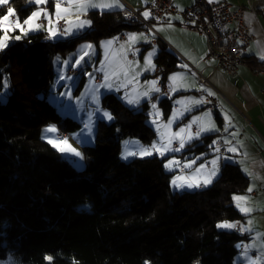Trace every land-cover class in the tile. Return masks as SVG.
I'll list each match as a JSON object with an SVG mask.
<instances>
[{"label":"trees","instance_id":"16d2710c","mask_svg":"<svg viewBox=\"0 0 264 264\" xmlns=\"http://www.w3.org/2000/svg\"><path fill=\"white\" fill-rule=\"evenodd\" d=\"M8 7L15 13L13 24H22L37 4L9 0L0 6V18ZM125 16L124 11H91L89 29L68 41L46 40L45 32L15 40L19 30L8 32V46L0 51V264H234L244 236L218 230L217 224L244 219L233 205V196L248 188L238 166L223 164L206 188L173 192L174 173L164 168L167 157L120 159L121 141L150 146L155 140L147 123L155 95L134 108L118 94L102 96V107L113 118L109 124L99 121L94 145L82 147V170L41 139L48 125L59 135L81 128L47 100L55 78L52 57L64 56L78 42L98 46L129 30H143L126 24ZM156 44L160 52L154 67L161 68L158 74L166 81L180 60L162 42ZM174 98L158 101L163 121L174 109ZM216 137L203 136L175 155H206Z\"/></svg>","mask_w":264,"mask_h":264},{"label":"crops","instance_id":"0c3cea01","mask_svg":"<svg viewBox=\"0 0 264 264\" xmlns=\"http://www.w3.org/2000/svg\"><path fill=\"white\" fill-rule=\"evenodd\" d=\"M153 1L154 0H117V6L112 8L87 7L81 10L80 5L83 0H47L44 6H42L41 17L36 21V23L39 24V20L43 18L45 19L46 25L44 28L31 31L28 34L45 32L47 39L50 41H68L73 36L78 37L82 35L89 29L90 24L79 30L73 27L72 32L74 34H62L58 31V24L60 22L64 24V28H67L69 27L67 21H72L73 24L78 21H89V12L91 11H124L127 15L133 10L137 11L145 19L143 13L146 11L149 12V5ZM193 1L194 0H172L173 5L178 10L190 6ZM205 1H225L233 7H244L246 9L244 23L249 33L254 36L256 40L247 48L244 54L245 58L248 60V65L241 67L236 76H228L221 71H213L211 68V61L207 64L203 62L206 56V40L182 28V18L179 14L170 16L167 24L155 25L154 31L157 40L162 42L166 51L173 53L180 60V68L171 72L167 76L166 81L168 84L171 83L172 89H175L174 91L170 90V97L174 95L175 99L180 97V100L185 101L183 108L178 104L174 106L175 110L191 109V111H184L181 119L189 123L192 117L199 116L203 118L204 114L207 112L204 110L205 101L204 96L201 94L203 88L194 71H201L221 94L218 100L219 105L216 114H211V122L215 125V129L203 132L199 138H195L194 134L198 130L201 122L193 124L190 129L193 138L189 140L185 146L199 141L203 136L217 134L214 141L222 142V147L224 148L223 154L219 155L215 150L216 144H213L212 149L207 152L206 155L204 153L192 157L177 156L176 158L180 162L179 165L174 164V168L171 171H167L174 173L172 179L175 178L177 174L183 178L185 177V180L182 179L177 181V185H183V187H172L171 185V188H174L175 191L183 192L209 186L218 177L221 167L225 163L238 166L242 174L248 179L247 192L238 195L244 196L246 199L239 201V204L241 207L251 209V211L247 213L241 212L237 207L238 202L233 200V205L238 212L244 216V219L235 223L237 225L236 228L224 230H237L239 235L244 236V240L237 245V255L234 258V264H253V262L264 264V259H262V255H264V73H256L253 71L255 68L264 67V0ZM48 2L51 3V9L47 8ZM94 2L111 3L112 0H94ZM57 3L60 4L62 10L66 11H61L58 14L56 9ZM45 9L49 10V13H46L48 19L52 21L51 25H49L45 18ZM149 19L150 12L146 20ZM10 23L13 24L14 21L10 20ZM50 26L57 31V35L53 38H48L47 28ZM145 34L147 35L146 32ZM18 35L23 34L19 31ZM124 41L127 43L130 42L126 36ZM152 45L158 46L156 41H153ZM159 52L160 48L158 53ZM99 53H101V49ZM99 58L100 56H98V59ZM129 58L131 59V57ZM102 66L106 67V64H101L100 67ZM95 74L98 73L95 72ZM145 75L147 74L143 71L141 77ZM172 76H177V80H170L169 78ZM209 92L210 90L206 93ZM190 93L195 95V97H188ZM147 99L148 96H141L138 100L141 103ZM200 99L203 100L201 104H192L189 102L190 100ZM216 117L219 119L220 126L216 121ZM204 122L206 123V121ZM225 129H227V131H225ZM188 135L189 131L186 130L185 133L181 134L180 138H186ZM64 137H67V134H64ZM225 141H228V143H225ZM178 146L179 143L171 147L176 148ZM229 147L235 148L236 151L228 152L227 149ZM204 156H206L205 159ZM170 157V155L167 156L164 164ZM194 157H199V159L196 160L192 168H184L183 160L186 159L188 160L187 163H190ZM217 157H219L216 165L217 174L212 177L211 183L205 185V181L213 171V166L209 162L213 159H217ZM201 164H204L205 167L201 169L200 172H197L196 169L199 168ZM188 184H193L194 186L189 188L187 187ZM197 184L200 186L196 187L195 185ZM249 188L252 189L251 192H249ZM249 221H251V223H249Z\"/></svg>","mask_w":264,"mask_h":264},{"label":"rangeland","instance_id":"374dc122","mask_svg":"<svg viewBox=\"0 0 264 264\" xmlns=\"http://www.w3.org/2000/svg\"><path fill=\"white\" fill-rule=\"evenodd\" d=\"M44 4L45 3L37 4V8L34 11H41L42 6H44ZM46 20L48 21V19ZM9 23H10V18H9ZM128 25L140 26L137 24H128ZM154 27L155 25L152 26V30H145V29L141 31L129 30L126 33H122L120 35L113 37L116 38L119 36H123L124 39H122L120 43L114 42L112 38L102 40L98 46L88 41L78 42L76 48L67 51L64 54V56L59 54V55H54L52 57L53 71L55 73V78L51 86V91L47 96V100L51 105H53L57 109L59 115L62 118L69 117L73 121L79 123L81 125V128L77 130L75 133L67 135V137L59 138L58 129L53 125H48L41 130V139L47 142L51 147L53 146L51 143H49V140L59 142L66 139L67 145H70L71 148H74L77 152H79L81 154L80 157L75 156L74 153H72L71 151L61 152L57 148L54 147L53 148L59 153V156L61 158L68 160L74 169L82 170L85 167L86 158L83 153L82 147L94 145L97 123L99 121H103L105 124H109L111 122V120L107 119V117L103 115V113L107 111L102 107V103H101L102 96L109 93L118 94L125 105L133 108L137 107L140 104V102L138 104L137 103L129 104L128 100L132 99L135 101L141 98V96L143 97L144 96L143 93L145 91L149 92L148 99H150L153 95L156 96V99L152 102V104L157 105L158 101L163 98L161 91L155 92L154 90H152L151 85L148 84L149 81H153L156 79L155 78L156 76H154L155 67L154 70H152V68H148L147 65L145 64V57L149 52H153L151 64L154 66V58L159 51L158 46L152 45V42L157 40ZM144 31L147 33V35L145 34ZM130 34L136 35L137 40L134 42L130 41L127 43L126 41H124L125 36L128 38ZM140 34H143V36H141ZM145 36H147L148 38L147 41L144 39ZM74 38L76 37L73 36L71 39ZM46 40L48 39L46 38ZM109 40L113 41L111 46L101 47L102 42H107ZM87 44L93 45L94 50H88L89 55L84 56V59L81 60V63L79 65H76L75 61L80 59L81 55H83L85 51L84 46ZM100 49H101V53H99ZM136 49H139V51L136 52L135 55H133V52ZM206 52H207V46H206ZM98 56H100L99 59ZM57 57L60 58L59 61H57ZM129 57H131V59ZM64 61H68V64L64 65ZM128 61H132V64L129 65ZM101 64H106V67H104L103 72L98 71V69L101 68L100 67ZM146 68L147 70H145ZM69 70L80 71L81 73L78 77H72L67 75V72ZM143 71L146 72L147 75L141 77V73ZM61 72L65 75L66 79L63 81H59V83H57L58 75ZM95 72L101 75L100 83H95ZM105 73L108 74L107 82L112 83L114 85L113 88L111 89L105 87H99V85L104 84L106 82L104 80ZM89 74L92 75L90 76ZM67 77H72V79L69 80L67 79ZM82 77H85L84 85L82 89L77 90L79 80ZM122 84H126L127 86L120 87V85ZM157 85L156 87H158ZM170 86L171 83H169V88ZM90 88L94 89L95 94L97 96V101L95 103L91 99L93 93L88 91V89ZM117 88H119L118 91L116 90ZM62 93H70L71 99H69L67 95H61ZM188 97L192 98L195 97V95L190 93ZM191 98H187V99H191ZM178 100H180V97L176 99L174 98L173 104L178 105L176 103V101ZM97 108H99V111H96ZM157 111L160 113V115L158 116L156 115ZM176 112L177 110H175L174 108L171 111L169 117L165 121H163L161 119L162 112L158 108V106L156 107V109L153 108L151 109L147 123L153 128L155 132V140L153 142H156L158 146L167 143V141L169 139H172L174 137V134L179 131L180 127H184L188 124L187 121H184V119H181V116H179V118L173 120V123L169 127H165V125H168L169 120L173 119V114ZM89 113L92 114V121L90 125L91 130H89V128H85V124L88 122ZM154 120L155 123H153ZM48 127H55L56 131L52 133L46 132L45 130ZM162 136L163 139H161ZM179 139L180 138L172 139L171 146H173L174 144H178ZM67 145H61V146L67 147ZM151 145L143 146L137 140L121 141L120 159L123 162H129L134 158H147L156 155H158L159 158H164L170 155L171 156L170 159L177 160L176 158L177 156H175V154H177L178 152H168L163 157H161L156 150H152L151 155H146V154L141 155V152L144 149L151 148ZM128 153H135V155H127ZM125 156L127 158H125ZM187 162L188 160L186 159L183 160L184 164ZM173 168L174 166L172 167V169ZM176 176L179 175L177 174ZM173 179H171V182ZM183 179L185 180V177ZM171 185L172 187L175 186L172 183ZM172 190L173 192H175L174 188ZM218 230H224V229L218 228Z\"/></svg>","mask_w":264,"mask_h":264},{"label":"built area","instance_id":"2783aa9c","mask_svg":"<svg viewBox=\"0 0 264 264\" xmlns=\"http://www.w3.org/2000/svg\"><path fill=\"white\" fill-rule=\"evenodd\" d=\"M244 7H233L225 1L207 2L205 0H194L193 3L178 10L172 0H154L149 5L150 19H144L137 11L131 10L125 16L126 24H137L145 30H152L153 25H164L169 21V17L179 14L182 18V28L196 35L202 36L206 40L207 52L203 62H212L213 71H221L228 76H236L241 67L248 65V60L244 54L247 48L256 40L252 36L244 23ZM49 13V10L45 9ZM14 21V17H10ZM39 24L46 25L43 18ZM64 24H58V31L62 33ZM124 39L123 36L113 38L116 43ZM160 67L155 68L156 81L161 94L165 98L170 97V88L167 81H163L158 74ZM256 73H264V67L253 69ZM203 91L205 106L204 110L211 114H216L218 100L221 94L208 81L201 71H194ZM80 71L69 70L68 76L78 77ZM101 81V75L95 74V82ZM210 90L209 93H206ZM63 138L64 135H58ZM223 144L217 141L215 147L219 148V155L224 152ZM183 171V170H182ZM264 192V191H263ZM237 232V230H234Z\"/></svg>","mask_w":264,"mask_h":264},{"label":"snow or ice","instance_id":"6c2138e0","mask_svg":"<svg viewBox=\"0 0 264 264\" xmlns=\"http://www.w3.org/2000/svg\"><path fill=\"white\" fill-rule=\"evenodd\" d=\"M8 2H9V0H0V5L8 4ZM46 2H47V0H35L36 4H42V3H46ZM114 6H117V0H112L111 3H96V2H94V0H83V2L80 5V9L83 10V9H86L87 7L112 8ZM56 9H57V13L58 14L61 11H66V10H62L61 9L59 3L56 4ZM41 14H42L41 11H33L28 18L23 20L22 24L19 22V20H17L16 23L13 25V24L9 23V18L14 16L15 13H14L13 8L8 7L7 14L4 15L2 18H0V31H2L4 33L2 36H0V51H3L8 46V40L10 39V37L8 36V32L9 31H14V30L18 29L20 31V33H22L24 36H27L28 33L31 32V31H36V30H39V29L43 28L44 27L43 24H37L36 23V21L40 18ZM44 15H45V18L48 19V16H47L46 12H44ZM143 15H144L145 19H147L149 17V12L146 11V12L143 13ZM59 18H63V17H59ZM48 23H49V25L52 24L51 19H48ZM67 23H68L69 27L64 28L62 30V34H74L72 32V28L73 27L75 29H77V30L82 29L86 25L90 24V21H78L75 24H73L72 21H67ZM47 31H48V38H53V37H55L57 35V31L54 30L53 27H51V26L47 28ZM140 35L143 36V34H140ZM12 38L15 39V40H20L22 37H21V35H15ZM144 39L147 41V39H148L147 36H145ZM128 40L134 42V41L137 40V36L134 35V34H130L129 37H128ZM112 43H113L112 40H109L107 42H102L101 43V47H109V46L112 45ZM84 48H85V51H84L83 55H81L80 59L75 61L76 65H79L81 63V60L84 59V56L89 55V51L88 50H94L93 49V45H91V44L85 45ZM138 51H139V49H136L133 52V55H135L136 52H138ZM152 56H153V52H149L147 54V56L145 57V64L147 65L148 68H152V70H154V66L151 64ZM59 60H60V58L57 57V61H59ZM67 64H68V61H64V65H67ZM128 64L131 65L132 61H128ZM145 70H147V68ZM98 71L103 72L104 71V67L102 66L100 69H98ZM89 75L91 76L92 74H89ZM65 79H66L65 75L61 72L58 75L57 83H59V81L65 80ZM67 79L70 80V79H72V77H67ZM169 79L172 80V81H176L177 80V76H172ZM104 80L106 82L104 84L99 85V87H105V88H109V89L113 88L114 85L112 83L107 82L108 81V74L107 73H105V75H104ZM129 82H131V81H129ZM157 83L158 82L156 80L148 82V84L151 85L152 90H154L155 92H160V88L156 87ZM7 86L8 85L6 83L3 85L4 88H7ZM126 86H127L126 84L120 85V87H126ZM116 90L118 91L119 88H117ZM170 90L174 91L175 89H172L171 86H170ZM88 91L93 93L91 99L95 103L97 101V96L95 94L94 89L90 88V89H88ZM209 94L211 95V93H209ZM0 95H2V93H0ZM61 95H67L69 97V99H71V94L70 93H62ZM143 95L144 96H148L149 92L145 91L143 93ZM189 102L192 103V104H201V103H203V100L202 99H200V100H190ZM128 103L129 104H132V103H137L138 104L139 100L137 99V100L134 101L132 99H129ZM176 103L180 104L182 106V108H183V105L185 104V101L178 100V101H176ZM151 107L153 109H156L157 105L156 104H152ZM96 111H99V108H97ZM184 111H191V109L188 108V109H183V110H177V112L173 114V119H170L169 122H168V125H165V127H169L173 123L174 119L179 118V116L183 115ZM103 115L105 117H107V119H109V120H111L113 118L107 112H104ZM156 115L158 116V115H160V113L157 111ZM91 121H92V114L89 113L88 122L85 124V128H89V130H91L90 129ZM204 121H206V123ZM197 122H201V123H200V126H199L198 130L194 134L195 138H199L201 133H203V132H207V131H211V130L215 129V125L211 122V114H210V112H206L204 114L203 118H201L199 116H194V117H192L191 121L186 126L180 127L179 131L174 134V137L172 139L180 138L181 134L185 133L186 130L189 131V135L186 138H180L179 139V146L178 147H176V148H172L171 147L172 139H169L167 141V143L161 144L160 146H158L156 142H153V144L151 145V148L144 149L141 152V155H145V154L146 155H151L152 154V150H156L161 157H163L168 152H173V151L174 152H180L182 149L185 148V144L189 140H191L193 138V135L191 134L190 129L192 128V125L196 124ZM153 123H155V120L153 121ZM45 131L49 132V133H52V132H55L56 129H55V127H48ZM225 131H227V129H225ZM161 139H163V136L161 137ZM49 143H51L54 148H57L61 152L71 151L72 153H74L75 156H77V157L81 156V154L79 152H77L74 148H71L70 145H67V140L66 139H64L62 141H59V142L49 140ZM225 143H228V141H225ZM213 144H216V141H213ZM61 145H67V147H62ZM215 150H216V152L220 151L219 148H216ZM227 151L228 152H235L236 149L233 148V147H229L227 149ZM127 155H135V153H128ZM125 158H127V157L125 156ZM197 159H199V157H194L191 160L190 163H185L183 165V167L184 168H189V169L192 168L193 164L196 163ZM218 159H219V157H217V159H213V160H211L209 162L213 166V171L211 172L209 178L205 181V185H207L208 183H211L212 182V177L216 176V174H217L216 165H217V160ZM179 163L180 162L178 160L169 159L164 164V168L169 170V171H171L173 165L174 164L175 165H179ZM204 167H205V165L201 164L199 166V168L196 169V171L200 172V170L203 169ZM182 179H183L182 176H176L172 180V184L177 186V187H183V185H177V181L178 180H182ZM193 186H194L193 184H188L187 185V187H189V188H192ZM195 186L199 187L200 185L197 184ZM251 191H252V189L249 188V192H251ZM245 199L246 198L244 196H233V200L238 202L237 203V207L240 209V211L244 212V213H247V212H250L251 209L241 207V205L239 204V201H243ZM249 223H251V221H249ZM236 227H237L236 224L228 223V222L218 223L217 224V228H219V229H234ZM242 230H247V229H242ZM46 259L51 261L52 257L49 256V257H46ZM262 259H264V255H262ZM253 264H258V262H253Z\"/></svg>","mask_w":264,"mask_h":264}]
</instances>
